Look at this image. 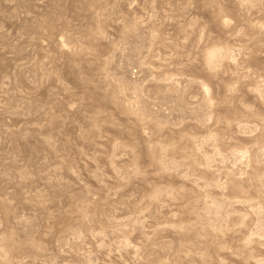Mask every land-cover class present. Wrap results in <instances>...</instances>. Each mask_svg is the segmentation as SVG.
<instances>
[{"label": "rangeland", "instance_id": "rangeland-1", "mask_svg": "<svg viewBox=\"0 0 264 264\" xmlns=\"http://www.w3.org/2000/svg\"><path fill=\"white\" fill-rule=\"evenodd\" d=\"M0 264H264V0H0Z\"/></svg>", "mask_w": 264, "mask_h": 264}]
</instances>
